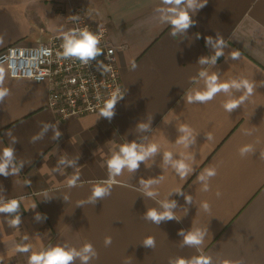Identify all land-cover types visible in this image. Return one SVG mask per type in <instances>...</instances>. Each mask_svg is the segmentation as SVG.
<instances>
[{
  "label": "crops",
  "instance_id": "obj_1",
  "mask_svg": "<svg viewBox=\"0 0 264 264\" xmlns=\"http://www.w3.org/2000/svg\"><path fill=\"white\" fill-rule=\"evenodd\" d=\"M77 7L106 24L125 97L111 120L100 113L62 120L49 107L47 84L12 78L0 66V91L7 93L0 100V156L13 149L8 175L0 174V206L19 201L17 211L0 212V264H28L34 252L57 245L79 251L85 243L96 253L87 264H175L194 257L264 264V0H207L190 11L194 25L175 35L173 6L163 0H0V53L69 30ZM218 48L223 54L213 63ZM213 74L220 83L247 80L253 92L231 112L223 104L246 96L243 87L188 103ZM183 125L188 132L180 131ZM185 136L187 146L178 143ZM132 142L156 144L157 151L134 172L123 169L103 199L89 200L109 178L107 161ZM245 146L251 150L241 153ZM180 160L188 166L183 178L174 168ZM205 169L215 176L198 179ZM73 176L79 179L69 187ZM142 180L155 182L145 189ZM173 201L175 219H146L150 208L163 212ZM196 232L202 243L185 244V235ZM148 237L153 247L144 246Z\"/></svg>",
  "mask_w": 264,
  "mask_h": 264
},
{
  "label": "clouds",
  "instance_id": "obj_2",
  "mask_svg": "<svg viewBox=\"0 0 264 264\" xmlns=\"http://www.w3.org/2000/svg\"><path fill=\"white\" fill-rule=\"evenodd\" d=\"M165 4L172 5L169 9L171 16L169 18V23L172 25V34L175 35L177 31H186L191 26L194 25V21L192 20V16L190 11L194 14L196 8H203L207 0H163ZM187 5L186 8H181L180 6L185 4ZM211 38H207L210 40ZM100 42V37L89 31L87 27L78 30H71L68 33L64 34L63 37V56L64 57H71V58H78L82 63L87 64L89 60L96 58L98 55L102 53V50L98 47ZM207 42V41H206ZM220 45H224L223 40H219L217 42ZM223 54L221 49H217L216 54L212 57V62L215 63L216 59ZM240 56L239 51H233L231 53V58L233 60L238 59ZM205 57L200 58V63L206 62ZM201 76H205L206 73L201 72ZM3 80V70L0 69V82ZM241 88L243 87L246 90V96H242L239 99H229L227 102L223 104V107L226 111L231 112L232 110L236 109L243 101L250 96L253 92V84L249 83L247 80H243L240 82L230 81V82H218V76L213 74L211 76H207L206 79V89L203 91H197L194 94H189L187 96V102H201L206 103L212 100L217 93L225 92L228 93L231 88ZM6 91H0V100L6 95ZM123 96L119 94H113L111 98L105 103L104 107L100 110V116L111 120L114 117V108L117 103L118 99H122ZM141 127H145L141 125ZM180 131L188 132L189 129L186 125L181 126ZM209 138H211L209 136ZM178 143L185 144L187 146L188 139L187 136L181 137ZM250 146H245L240 151L241 153L250 151ZM157 151V145L151 144L147 148L139 147L135 142L124 144L120 147L119 152L114 153L112 157L107 161V167L109 171V178L105 181L98 183L92 189V195L89 197V200L93 202L96 199H103L105 194L108 192L107 186H111L116 184L117 181L115 177L122 173V170L127 168L129 172H134L138 169L140 161L145 160L146 156L149 154L155 153ZM172 157L171 152H165L164 158L165 160H170ZM264 158V153L261 155ZM13 158V149L11 148H4L2 152V156H0V174L5 176L8 175L6 171L9 162ZM174 168L179 173V175L183 178L185 177L188 166L184 163L183 160L176 161L174 163ZM216 172L214 169H205L204 173H202L198 179H204V176H215ZM79 176H73L69 182V187H75L77 184V180ZM155 181L148 180V181H141L144 185L145 189H148L149 186L154 183ZM208 186L205 185L203 191H208ZM179 194L183 195V192ZM146 195L150 197H154L156 195L153 191H146ZM219 195V193H217ZM186 202H191L190 196H185ZM165 211L158 212L154 208H150L146 213V219L151 220L152 222L159 224L162 220H171L175 219V215L169 209L175 207V202L173 201L171 204H164ZM35 207V205H34ZM203 207L205 209L208 208V204L204 203ZM19 208V201L13 199L9 201L7 204L0 206V212L4 213H12L17 211ZM13 224L19 223V218L12 222ZM182 231V230H181ZM111 243V238L105 239V244L108 245ZM184 243L189 246H199L202 243L200 233H189L184 237ZM145 247H153L155 244V240L152 237H148L143 242ZM17 251L20 252H29V246H18ZM89 254L96 255L93 249V245L91 243H85L83 247L78 251L76 248L68 247L67 245L64 246H54L48 247L47 249L41 250L38 253H32L29 257L28 264H72V262L79 258L82 264H87L90 256ZM175 264H210L209 260L204 257H194L191 260H185L183 258L177 259Z\"/></svg>",
  "mask_w": 264,
  "mask_h": 264
},
{
  "label": "built area",
  "instance_id": "obj_3",
  "mask_svg": "<svg viewBox=\"0 0 264 264\" xmlns=\"http://www.w3.org/2000/svg\"><path fill=\"white\" fill-rule=\"evenodd\" d=\"M85 27L100 37L98 47L102 50L87 64L62 54L64 34ZM0 66H6L12 78L47 84L49 107L62 120L100 113L113 94L125 97L117 51L109 40L108 28L94 19L87 7L75 8L72 28L52 35L46 42L8 47L0 53Z\"/></svg>",
  "mask_w": 264,
  "mask_h": 264
}]
</instances>
